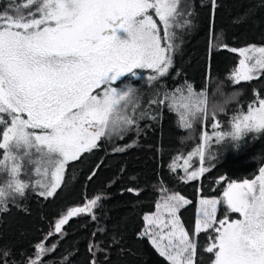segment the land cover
<instances>
[{
	"label": "snow or ice",
	"instance_id": "obj_1",
	"mask_svg": "<svg viewBox=\"0 0 264 264\" xmlns=\"http://www.w3.org/2000/svg\"><path fill=\"white\" fill-rule=\"evenodd\" d=\"M216 3L211 0L213 9ZM150 9L163 25V37L148 15ZM189 15V5L181 0H10L0 12V170L9 177L0 186V203L12 194L23 196L28 183L20 176L22 171L27 173L28 166L40 177L35 181L39 194L52 196L69 161L97 148L102 137L119 135L133 125L127 110L138 102L136 89L114 85L126 74L135 76V69L156 73L148 81L164 76L172 65V29L188 25ZM121 32L127 34L126 39L119 37ZM228 50L242 57L230 77L235 83L250 81L264 71V47ZM102 86V94H92ZM194 95L188 85L187 94L177 88L166 97L184 128L191 127L186 113ZM200 95L206 94L201 91ZM197 110L207 117L206 111ZM215 117L212 115L211 127L218 129L220 122ZM261 130L264 99L259 100V107L250 105L247 114L234 116L231 131L213 135L220 143L226 136L235 141L245 132ZM211 139L205 132L202 146L184 160L186 181L196 180L208 170L201 166L188 171L193 156L198 155L203 165L204 149ZM172 170H176L175 164ZM223 198L227 210L243 219L229 222L225 214L218 221L221 201L201 198L193 235L209 229L217 233L206 248L214 255L212 264H264V168L254 180L228 183ZM100 199L97 195L85 206L68 210L56 222L55 233L62 234L63 225L74 216L88 214L95 219L91 210ZM191 203L179 194L167 195L156 205L154 215L144 216L147 228L143 235L170 264H197V245L177 214ZM47 251L51 249L39 244L35 258L29 257L27 264H39ZM9 255L0 250V264H16Z\"/></svg>",
	"mask_w": 264,
	"mask_h": 264
},
{
	"label": "trees",
	"instance_id": "obj_2",
	"mask_svg": "<svg viewBox=\"0 0 264 264\" xmlns=\"http://www.w3.org/2000/svg\"><path fill=\"white\" fill-rule=\"evenodd\" d=\"M9 2L0 0V12ZM184 3L189 5L190 23L174 29L173 66L141 89L135 123L129 130L121 136L101 138L97 148L69 162L52 196L39 194L28 166L27 173L22 171L20 176L28 183L23 196L12 194L0 203V250L10 253V261L27 264L43 244L51 251L40 256L39 264H92L93 260L96 264H170L143 235L144 216L155 212L160 191L165 190L192 201L178 216L197 245V264H212L214 255L206 248L217 233L209 229L193 235L199 199L222 198L228 183L252 180L259 174L264 167V130L235 145L225 144L200 179L186 181L179 165L199 145L202 130H197L192 144L181 142L178 138L186 136L187 129L166 97L177 88L187 93L191 85L194 92H201L212 81L224 80L237 101L217 116L221 130H227L233 117L245 113L250 105L257 106L264 99V71L250 81L231 82L242 58L228 49L264 46V0H217L214 9L211 0ZM8 179L7 172L0 170V186ZM97 195L101 199L92 212L95 219L82 214L63 225L62 234L55 233L56 222L68 210L85 206ZM93 245L96 247L90 251Z\"/></svg>",
	"mask_w": 264,
	"mask_h": 264
},
{
	"label": "rangeland",
	"instance_id": "obj_3",
	"mask_svg": "<svg viewBox=\"0 0 264 264\" xmlns=\"http://www.w3.org/2000/svg\"><path fill=\"white\" fill-rule=\"evenodd\" d=\"M184 1L185 0H181V4H183L184 3ZM148 15H151L152 17H153V20L154 21H156V23H157V25H158V27L160 28V35H161V37H163V25L162 24H160V22H159V18L155 15V12H154V10H152V9H150L149 10V12H148ZM174 29H175V26L173 27V29H172V31H173V33H174ZM118 35H119V37L121 38V39H126L127 38V34L126 33H118ZM166 45V42L165 41H163L162 40V46H165ZM174 47V46H173ZM257 47H264V46H257ZM175 49L173 48L172 49V52H171V58H172V65L169 67V69H168V71L172 68V66H173V60H174V55H175ZM242 58V57H241ZM134 72H135V76H133V75H131V74H126L124 77H122V78H120V80H118L117 82H116V84L114 85V87H117V88H119V89H123L124 87H126V86H131V87H133L134 89H136V94H137V96H138V102H139V98H140V95H141V89H143L144 88V86L146 85V84H148V83H150V81H148L147 80V77L149 76V75H156V73H153L150 69H135L134 70ZM262 72V71H261ZM260 72V73H261ZM259 73V74H260ZM258 74V75H259ZM257 75V76H258ZM159 77H163V76H159ZM230 81L231 82H234L231 78H230ZM241 82V81H240ZM235 83V82H234ZM102 91H103V86L101 87V88H98V89H95L94 91H93V95H97V94H102ZM138 92H139V94H138ZM185 94H187V93H185ZM138 102L136 103V105H135V107L133 108V107H129L128 108V110H127V112H128V114L134 119V121H135V114H136V108H138L137 107V105H138ZM254 107H259V104L257 105V106H254ZM242 114H247V111L245 112V113H242ZM219 114H217L216 115V117H215V120H216V118H217V116H218ZM238 115H240V114H238ZM237 116V115H236ZM211 121H213V118H212V115H207V117H205L204 116V114H202L201 116H200V118H199V120L196 122V124H195V127H194V131H192L191 133H189V131L187 130V134L186 135H191V138L190 139H188V140H186L185 142H187V143H189V145L190 144H192L194 141H195V134H197V130L199 129V128H201V130L202 131H200L199 133H200V138H199V145L194 149V150H192L190 153H192V152H194V151H196L199 147H201L202 146V144H203V141H202V136H203V134L205 133V132H207L209 135H212V139L209 141V144H208V146H206L205 147V149H204V152H205V160H204V163H203V165H201V162H200V158H199V156L197 155V156H193L192 157V159L189 161V164H190V167H189V169H188V171L189 172H191V171H193V170H197L198 168H200L201 166H203V167H205V168H207L208 170L210 169V167L214 164V161H215V159H217V152H218V149L219 148H221V147H223L225 144L226 145H231V144H237V143H240V141L241 140H243L246 136H248V135H252V136H256V135H259L263 130H261V131H259V132H256V131H248V132H245V133H243L242 134V136H241V138L239 139V140H232L231 139V137H225V139L224 140H222L220 143H217L216 142V137L213 135V133L215 132V131H221V132H229V131H231V126H232V122L230 123V127L227 129V130H221L220 128H218V129H213L212 127H211ZM207 126H209V127H211V129H213L212 131H207L205 128L207 127ZM131 126H128V128H127V130H125V131H122L119 135H116V134H113V135H111V136H106V137H102V138H112V137H114V136H121V134H124L126 131H128L129 130V128H130ZM36 131H39V130H36ZM190 153H188L187 155H185L183 158H182V161H181V164L179 165V167L181 168V170L183 171V162H184V160L185 159H187L188 158V155L190 154ZM72 161H74V160H72ZM69 162H71V161H69ZM68 162V163H69ZM67 163V164H68ZM66 164V165H67ZM66 165H65V168H66ZM264 168V167H263ZM207 170V171H208ZM206 171V172H207ZM64 172H65V170H64ZM205 172V173H206ZM204 173V174H205ZM34 175H35V179H34V181H33V184H35V186H36V183H35V181L37 180V179H40V177H38V176H36V174L34 173ZM64 175V174H63ZM183 175H184V177H185V173H184V171H183ZM259 175V174H258ZM257 175V176H258ZM203 175H201L198 179H200L201 177H202ZM256 176V177H257ZM256 177H254L252 180H254V179H256ZM198 179H196V180H198ZM190 181H194V180H190ZM249 181H251V180H249ZM237 183H242V182H237ZM36 188L39 190V193H40V191H41V189H39L37 186H36ZM171 194H175V193H172V192H167V191H165V190H161L160 191V198H159V201H158V203H161L162 201H163V199L167 196V195H171ZM179 195H181V194H179ZM181 196H183V195H181ZM183 197H185V196H183ZM186 198V197H185ZM7 199V198H6ZM187 199V198H186ZM216 199H219L220 201H221V203L217 206V219H218V214L220 213V211H222L221 210V207L223 206L224 208H225V210L224 211H222L221 213V219H223L224 217H225V214H227V217H228V220H229V222H232V221H234V220H237V219H243L241 216H240V214L239 213H234V212H231V211H228L227 210V206L223 203V197L222 198H216ZM81 207H83V206H81ZM185 207V206H184ZM95 208H96V206L91 210L92 212L95 210ZM183 208V207H182ZM181 209V208H180ZM179 209V210H180ZM156 213V210H155V212L154 213H151V214H148V215H154ZM178 213H179V211H178ZM177 213V214H178ZM231 214H236V215H238L239 217H231ZM82 215V214H81ZM77 216H80V215H77ZM77 216H74V217H72V218H75V217H77ZM71 219V218H70ZM69 219V220H70ZM146 228H147V225H146ZM148 237V236H147ZM149 238V237H148ZM150 240V239H149ZM150 242H151V240H150ZM152 243V242H151ZM164 243L166 244L167 243V241H164ZM153 245V244H152ZM164 257V256H163ZM165 258V257H164Z\"/></svg>",
	"mask_w": 264,
	"mask_h": 264
},
{
	"label": "clouds",
	"instance_id": "obj_4",
	"mask_svg": "<svg viewBox=\"0 0 264 264\" xmlns=\"http://www.w3.org/2000/svg\"><path fill=\"white\" fill-rule=\"evenodd\" d=\"M204 92L206 94L205 96H201L200 92H195V95L191 97L190 107L186 113L188 123L191 125V127L186 128L189 133L194 131L196 122L203 114L197 108L206 111L208 115H217L227 111L237 101L236 93L228 89L224 80L217 79L212 81ZM190 138L191 135L189 134L178 139L181 142H185Z\"/></svg>",
	"mask_w": 264,
	"mask_h": 264
}]
</instances>
